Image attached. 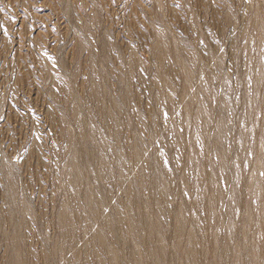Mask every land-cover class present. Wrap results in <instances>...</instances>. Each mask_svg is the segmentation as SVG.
<instances>
[{
	"label": "rangeland",
	"instance_id": "rangeland-1",
	"mask_svg": "<svg viewBox=\"0 0 264 264\" xmlns=\"http://www.w3.org/2000/svg\"><path fill=\"white\" fill-rule=\"evenodd\" d=\"M0 264H264V0H0Z\"/></svg>",
	"mask_w": 264,
	"mask_h": 264
}]
</instances>
